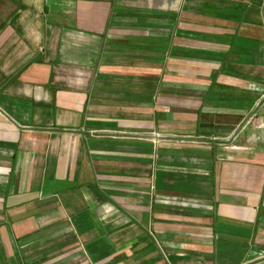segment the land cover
<instances>
[{"label":"crops","instance_id":"0c3cea01","mask_svg":"<svg viewBox=\"0 0 264 264\" xmlns=\"http://www.w3.org/2000/svg\"><path fill=\"white\" fill-rule=\"evenodd\" d=\"M264 0H0V264H264Z\"/></svg>","mask_w":264,"mask_h":264},{"label":"water","instance_id":"95a60500","mask_svg":"<svg viewBox=\"0 0 264 264\" xmlns=\"http://www.w3.org/2000/svg\"><path fill=\"white\" fill-rule=\"evenodd\" d=\"M262 59H263V64H264V53H263V55H262Z\"/></svg>","mask_w":264,"mask_h":264}]
</instances>
